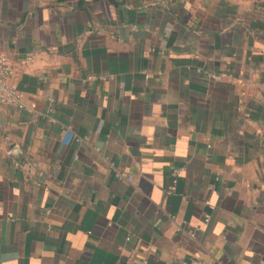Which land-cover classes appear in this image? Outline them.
<instances>
[{"label":"crops","instance_id":"1","mask_svg":"<svg viewBox=\"0 0 264 264\" xmlns=\"http://www.w3.org/2000/svg\"><path fill=\"white\" fill-rule=\"evenodd\" d=\"M2 55L0 264H264V0H0Z\"/></svg>","mask_w":264,"mask_h":264},{"label":"built area","instance_id":"2","mask_svg":"<svg viewBox=\"0 0 264 264\" xmlns=\"http://www.w3.org/2000/svg\"><path fill=\"white\" fill-rule=\"evenodd\" d=\"M13 72L14 67L8 57L4 55L0 56V101L9 105L23 107L25 103L22 99L21 90L17 87L16 83L11 80Z\"/></svg>","mask_w":264,"mask_h":264}]
</instances>
